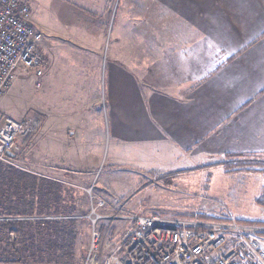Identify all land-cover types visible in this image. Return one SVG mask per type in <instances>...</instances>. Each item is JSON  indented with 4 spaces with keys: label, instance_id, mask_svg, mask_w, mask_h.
I'll return each mask as SVG.
<instances>
[{
    "label": "crops",
    "instance_id": "1",
    "mask_svg": "<svg viewBox=\"0 0 264 264\" xmlns=\"http://www.w3.org/2000/svg\"><path fill=\"white\" fill-rule=\"evenodd\" d=\"M156 3H163L167 11L158 10L153 19L167 26L153 34L137 29L139 39L149 38V43L120 45L111 53L103 97L96 88L98 76L91 77L81 88L78 108L72 106L57 115L41 111L39 176L42 182L58 184L59 212L43 215L47 220L72 218L71 187L99 163L97 143L102 133L97 127L102 115L115 145L125 147L120 159L146 166L145 159H160V155L165 163L171 155L172 159H209L213 147L215 154L264 153V0ZM132 9L135 15L129 14L130 18L142 21V7L127 3V10ZM93 24L89 26L95 29ZM36 26L43 35L42 74L49 86L58 32L48 22ZM101 40L88 49L99 55ZM65 95L75 100V94Z\"/></svg>",
    "mask_w": 264,
    "mask_h": 264
},
{
    "label": "rangeland",
    "instance_id": "2",
    "mask_svg": "<svg viewBox=\"0 0 264 264\" xmlns=\"http://www.w3.org/2000/svg\"><path fill=\"white\" fill-rule=\"evenodd\" d=\"M24 1L30 6L33 23L40 26L43 21L51 23L57 29L58 37L55 38L51 52L52 73L49 86L45 81V73L37 77L17 72L9 86L0 94L1 111L17 119L31 117L36 122L31 133L18 138L14 156L4 164L39 175L41 111L48 109L57 115L56 112L72 106L78 108L83 98L81 88L91 82V77L98 76L96 88L103 97L111 53L114 54L113 51L120 45L149 43V38L139 39L136 30L142 28L153 34L160 26L166 27L167 22L161 25L162 20L159 24L153 17L158 10H167L163 3H156L157 0ZM127 3H133L134 8L142 7V21L130 18L135 15V9L128 11ZM92 21L95 29L89 26ZM100 38L102 40L98 55L96 50L94 53L88 47L93 46ZM36 81H39V86ZM47 87L49 98L45 95ZM67 93L75 94V100L67 98ZM99 103L103 111L105 101L101 99ZM97 130L102 133L101 141L97 143L101 147L99 163L86 178H80L78 185L71 187L70 201L74 207V216L70 218L73 221L70 247L62 252L59 262H47L45 259L43 262H36L34 257H30L27 264H101L105 255L131 227L130 217L134 215L160 213L196 216L210 212L215 217L232 216L264 225V205L255 202L261 192L262 174L252 171L226 173L222 165L231 159L232 154L237 153L215 154L216 149L213 147L214 152L208 155L209 159L189 156L172 159L171 155V159H167L165 163L161 160L163 155H160V159H145L149 162L146 166L137 160L120 159L119 153L125 147L115 145L112 130L103 115ZM91 136L97 137L98 134L93 133ZM252 159L264 160V153H255ZM145 166L150 170L142 168ZM92 195L104 199L106 208L104 206L101 211L114 217L99 221V248L94 255L88 257L91 230L84 215L89 212L91 202L95 203L96 199L91 201ZM59 205L65 207L62 202ZM60 214L64 215L61 209ZM42 216L32 215L19 219H46ZM53 219L64 220L65 217Z\"/></svg>",
    "mask_w": 264,
    "mask_h": 264
},
{
    "label": "built area",
    "instance_id": "3",
    "mask_svg": "<svg viewBox=\"0 0 264 264\" xmlns=\"http://www.w3.org/2000/svg\"><path fill=\"white\" fill-rule=\"evenodd\" d=\"M42 32L24 0H0V94L17 72L43 73ZM38 86L39 81L35 82ZM31 117L17 119L0 110V162L12 158L19 137L32 132ZM86 214L90 225L88 257L99 248V221L114 217L102 212L104 199L91 196ZM19 219L0 216V221ZM131 227L101 264H264V225L232 216L152 213L131 216Z\"/></svg>",
    "mask_w": 264,
    "mask_h": 264
},
{
    "label": "trees",
    "instance_id": "4",
    "mask_svg": "<svg viewBox=\"0 0 264 264\" xmlns=\"http://www.w3.org/2000/svg\"><path fill=\"white\" fill-rule=\"evenodd\" d=\"M254 154H232L237 158L231 157L222 165L226 173H261L262 188L255 202L264 205V160L252 159ZM57 186L55 181L42 182L39 175L0 162V216L22 218L58 213ZM72 224L70 218L0 221V264H27L30 257L36 262H59L62 252L70 247Z\"/></svg>",
    "mask_w": 264,
    "mask_h": 264
},
{
    "label": "water",
    "instance_id": "5",
    "mask_svg": "<svg viewBox=\"0 0 264 264\" xmlns=\"http://www.w3.org/2000/svg\"><path fill=\"white\" fill-rule=\"evenodd\" d=\"M8 154L12 157L14 156V153L13 152H8Z\"/></svg>",
    "mask_w": 264,
    "mask_h": 264
}]
</instances>
